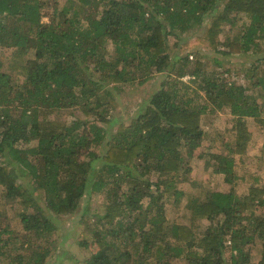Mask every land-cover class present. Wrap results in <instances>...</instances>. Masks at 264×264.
<instances>
[{
	"label": "trees",
	"instance_id": "16d2710c",
	"mask_svg": "<svg viewBox=\"0 0 264 264\" xmlns=\"http://www.w3.org/2000/svg\"><path fill=\"white\" fill-rule=\"evenodd\" d=\"M0 47L10 51L0 71V187L25 209L20 231L0 222V264H47L55 226L45 210L70 215L85 195L100 199L78 264H228L226 249L229 264H264V185L243 195L204 189L186 204L190 225L165 217V201L184 196L178 177L205 120L233 116L234 155L246 151V119L264 125V0H0ZM238 55L250 60L247 87L231 68L216 72ZM161 73V88L113 133L111 98ZM216 158L214 173L232 184L233 159Z\"/></svg>",
	"mask_w": 264,
	"mask_h": 264
},
{
	"label": "rangeland",
	"instance_id": "374dc122",
	"mask_svg": "<svg viewBox=\"0 0 264 264\" xmlns=\"http://www.w3.org/2000/svg\"><path fill=\"white\" fill-rule=\"evenodd\" d=\"M60 2L63 3L65 0H60ZM46 13L48 12L46 11ZM47 19L48 16L45 15L43 21L47 22ZM246 21L245 18L238 19V27ZM208 25L209 20H205L198 32L188 37L187 42L193 43L195 36L200 35L202 31L204 32ZM229 30L230 26L226 25L224 32ZM185 35L183 34L182 37ZM172 48L174 47L170 46L169 54L172 53ZM194 49H196V46L188 48L190 51ZM206 49L207 47L204 45L198 47L200 54L205 57L204 60L209 68L212 65L215 67L212 62V58L215 55L214 53L207 54ZM9 53V50L0 47V71H6ZM217 57L222 58L220 55H217ZM240 57L238 55L230 57V59H222V66H216V72L231 68L232 73L239 74L240 83L247 87L249 86V80L244 78V74L245 71L247 72L250 60ZM165 79L163 73L157 74L143 86H126L117 93V96H113L111 98L112 108L108 114V118L115 122L111 131L115 133L120 125L128 126L131 118L139 110L140 103L159 90ZM182 79L188 82L190 77L186 75ZM222 79L228 80V74H223ZM70 113L67 110L61 112L59 116L61 119L67 120ZM246 123L248 131L251 133L246 151L242 155H234L230 150L233 147L232 142L235 136L233 116L227 110H223L216 112L211 118L209 117L204 121V124H202L203 141L196 150L195 156L188 161L187 170L183 171L178 177L176 191H181V193H184V196L178 198L169 197L165 201V217L169 223L190 225V213L186 208V204L192 197L203 198L204 189L211 192L218 191L223 193L232 190L233 193L243 195L250 186L255 184L259 186L264 185V125H260L253 118H247ZM217 155L226 157V160L233 159L234 180L232 184L226 183L222 174L214 173V166H217ZM99 199L98 196L96 198L87 195L83 196L77 208L70 215L54 216L45 210L44 214L51 216L55 226L54 234L50 237L53 250L47 259V264H78L79 261L87 258L89 253L79 246V241L87 233L85 218L88 217L87 214L90 211L98 208ZM6 200L5 191L0 187V215L5 216L4 220L0 217V222L2 221V226L8 224L12 229L20 231L19 214L25 209L15 203L5 202ZM38 203L40 207L44 206L42 201H38ZM201 223L204 225L208 224L206 221H201ZM247 248L250 251V262H259L261 242L255 238ZM62 251L66 252L64 256L61 255ZM56 256L60 257V259L55 260ZM224 256L229 264V249L225 250ZM176 263L182 264L183 261Z\"/></svg>",
	"mask_w": 264,
	"mask_h": 264
}]
</instances>
